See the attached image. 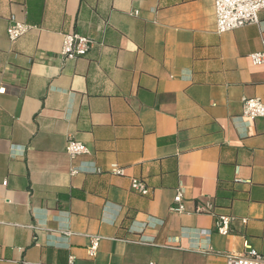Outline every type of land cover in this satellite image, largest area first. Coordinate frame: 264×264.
I'll return each instance as SVG.
<instances>
[{"label": "crops", "instance_id": "crops-1", "mask_svg": "<svg viewBox=\"0 0 264 264\" xmlns=\"http://www.w3.org/2000/svg\"><path fill=\"white\" fill-rule=\"evenodd\" d=\"M11 21L33 28L12 42ZM66 34L95 45L65 59ZM263 40L264 11L217 34L214 0H0V264H226L245 241L264 255V118L242 115L264 103ZM70 137L89 153L71 159ZM208 202L231 235L195 213Z\"/></svg>", "mask_w": 264, "mask_h": 264}, {"label": "built area", "instance_id": "built-area-1", "mask_svg": "<svg viewBox=\"0 0 264 264\" xmlns=\"http://www.w3.org/2000/svg\"><path fill=\"white\" fill-rule=\"evenodd\" d=\"M119 2L120 0H112ZM264 11V0H214L215 25L217 34L231 32L246 25H257L260 23V13ZM134 15H138L135 11ZM32 26L11 21L7 28V35L10 41L15 42L26 35ZM264 44V40H263ZM95 42L88 37L79 34H66L63 36L61 55L65 59L76 60L85 57L93 49ZM252 63L256 66L264 65V50L250 55ZM242 115L249 120L264 118V103L259 98H244ZM88 148L85 144L68 138L66 143V154L75 159L79 156L88 154ZM112 172L121 174L118 166L112 167ZM131 189L143 196L150 193V189L145 182L139 179H133ZM171 211L177 214L187 213L184 205V192L177 190L174 197V203ZM210 213L215 216V231L221 236H229L232 233L231 223L233 218L228 215H215L214 204L208 202L197 207L195 213ZM189 214V213H188ZM69 234V233H68ZM102 238L100 236H90V245L88 247V255L95 258L98 254ZM226 264H264V255L260 254L248 242H244V250L242 253L225 254ZM72 257L69 264H74ZM21 264H35L23 262ZM156 264V263H150Z\"/></svg>", "mask_w": 264, "mask_h": 264}, {"label": "trees", "instance_id": "trees-1", "mask_svg": "<svg viewBox=\"0 0 264 264\" xmlns=\"http://www.w3.org/2000/svg\"><path fill=\"white\" fill-rule=\"evenodd\" d=\"M216 212V205H214V213ZM222 215H226V214H222ZM229 216V215H228Z\"/></svg>", "mask_w": 264, "mask_h": 264}]
</instances>
